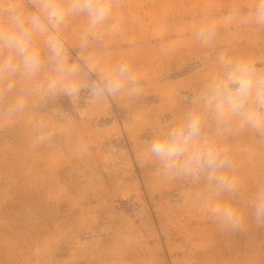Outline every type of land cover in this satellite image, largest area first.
<instances>
[{"label": "rangeland", "instance_id": "1", "mask_svg": "<svg viewBox=\"0 0 264 264\" xmlns=\"http://www.w3.org/2000/svg\"><path fill=\"white\" fill-rule=\"evenodd\" d=\"M39 3L0 0V24L10 9L41 15L36 82L52 75L50 35L78 66L80 90L31 95L23 112L0 116V264H264V227L223 232L207 204L227 197L214 196L203 176L166 180L148 152L158 131L199 108L221 55L264 73V26L246 19L257 0H110L112 15L96 29L83 15L57 27ZM213 24L217 36L202 44L195 32ZM122 62L140 95L94 96L104 70ZM237 126L225 131L206 118L204 134L227 147L229 174L251 195L264 184V136Z\"/></svg>", "mask_w": 264, "mask_h": 264}, {"label": "clouds", "instance_id": "2", "mask_svg": "<svg viewBox=\"0 0 264 264\" xmlns=\"http://www.w3.org/2000/svg\"><path fill=\"white\" fill-rule=\"evenodd\" d=\"M40 11L57 27H67L73 16H86L90 28L104 25L112 15L110 0H40ZM239 17L234 11L225 20ZM246 19L264 26V0H257ZM46 29L39 14L25 15L10 9L6 22L0 24V116L14 117L28 106V97L42 92L74 97L80 90L79 68L70 64L63 45L53 36H46L45 46L50 54L52 75L42 82L36 78L42 71L40 51L34 46L35 36H44ZM217 36L216 26L206 25L195 32L202 44H209ZM220 75L212 79L199 98V108L187 111L175 124L158 131L148 144V152L159 165L158 171L166 180L180 177H206L214 196L224 194L226 199H210L207 209L223 232H245L251 224L264 227V184L257 185L251 195L240 190L229 170L234 165L227 147H221L204 134L206 118L216 121L219 128L236 132L245 128L264 136V73L257 72L250 61L221 55L218 60ZM22 82L30 87L21 88ZM19 92L12 99H7ZM141 88L134 68L127 62L104 70L103 81L92 87L94 96L102 95L136 98ZM7 101V102H5ZM45 124L39 122L36 131L40 140L47 139ZM247 209V214L242 207Z\"/></svg>", "mask_w": 264, "mask_h": 264}]
</instances>
